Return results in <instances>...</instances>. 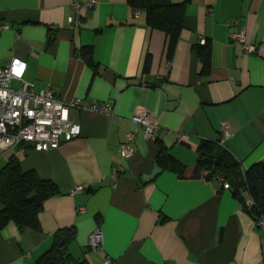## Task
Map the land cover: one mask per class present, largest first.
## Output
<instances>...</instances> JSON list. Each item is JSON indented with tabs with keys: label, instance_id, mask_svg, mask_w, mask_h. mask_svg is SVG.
I'll list each match as a JSON object with an SVG mask.
<instances>
[{
	"label": "crops",
	"instance_id": "1",
	"mask_svg": "<svg viewBox=\"0 0 264 264\" xmlns=\"http://www.w3.org/2000/svg\"><path fill=\"white\" fill-rule=\"evenodd\" d=\"M70 14V0H0V24L7 25L0 65L19 56L34 90L50 86L65 100L113 104L111 114L72 109L81 132L58 147L21 143L1 156H18L23 170L51 179L59 192L45 200L39 229L14 221L0 227V264H37L56 229L68 225L76 228L70 250L90 264H264V224L228 186L156 161L163 148L191 165L205 138L220 139L243 169L264 159V0H187L169 58L164 32L127 0L83 7L73 29ZM239 27L255 51L230 39ZM205 40L207 68L195 50ZM137 111L150 113L154 137L131 120ZM135 129L124 159L120 144ZM77 184L83 189L71 194ZM97 229L99 246L90 242Z\"/></svg>",
	"mask_w": 264,
	"mask_h": 264
},
{
	"label": "trees",
	"instance_id": "2",
	"mask_svg": "<svg viewBox=\"0 0 264 264\" xmlns=\"http://www.w3.org/2000/svg\"><path fill=\"white\" fill-rule=\"evenodd\" d=\"M132 8L145 13L146 24L162 30L166 36V56L169 58L184 26V11L187 0H127ZM195 50L207 68L210 43L196 44ZM90 53V52H89ZM91 53L87 57L91 60ZM163 168H170L180 176L221 177L220 185L230 188L241 200L245 210L257 224L264 218V159L243 169L232 152L220 143V139H202L196 149V158L191 165L176 159L163 148L156 158ZM219 179V178H218ZM59 192L56 184L41 178L35 170H23L19 157L10 155L0 167V227L14 221L20 228L39 229V212L45 200ZM246 196L251 203L246 202ZM98 218V216H97ZM74 225L62 226L53 234L50 246L37 258V264H90L84 257L76 256L69 248L75 240Z\"/></svg>",
	"mask_w": 264,
	"mask_h": 264
},
{
	"label": "built area",
	"instance_id": "3",
	"mask_svg": "<svg viewBox=\"0 0 264 264\" xmlns=\"http://www.w3.org/2000/svg\"><path fill=\"white\" fill-rule=\"evenodd\" d=\"M97 0H70L72 14L67 18L70 28L77 27L82 19V8H90ZM235 19H229L233 24ZM5 23L0 24V30L5 28ZM232 41L241 44L245 51H255L256 43L249 42L245 38L242 27L230 33ZM25 61L19 56H12L3 65H0V157L12 151L21 143L30 144L36 149L47 150L58 147L63 140H69L81 132V125L71 117V110L79 108L111 114L113 104L111 101H87L81 97L70 100L61 98L50 86L34 90L26 79L24 72ZM17 80L18 84L12 82ZM131 120L143 127V133L147 138L154 137L157 124L152 120L147 111H137L131 116ZM221 132L228 136L230 131L225 122H221ZM136 135V129L126 133V139L120 144V155L129 158L133 153L132 142ZM221 143V140H220ZM119 166L113 167L116 175ZM221 180V177H218ZM83 189L82 184L71 188L74 194ZM253 200L249 197L246 202ZM259 224H264V218H260ZM101 232L99 229L90 235V242L99 246ZM106 259V263H109Z\"/></svg>",
	"mask_w": 264,
	"mask_h": 264
},
{
	"label": "rangeland",
	"instance_id": "4",
	"mask_svg": "<svg viewBox=\"0 0 264 264\" xmlns=\"http://www.w3.org/2000/svg\"><path fill=\"white\" fill-rule=\"evenodd\" d=\"M103 114V113H102ZM5 159L3 157H0V167L4 164V161Z\"/></svg>",
	"mask_w": 264,
	"mask_h": 264
}]
</instances>
